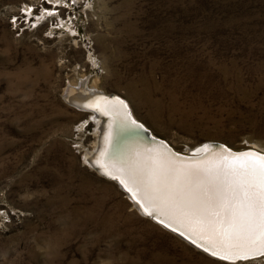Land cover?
I'll return each instance as SVG.
<instances>
[{"label":"rangeland","instance_id":"rangeland-1","mask_svg":"<svg viewBox=\"0 0 264 264\" xmlns=\"http://www.w3.org/2000/svg\"><path fill=\"white\" fill-rule=\"evenodd\" d=\"M83 79L179 152L264 149V0H0V264H264L196 250L89 168Z\"/></svg>","mask_w":264,"mask_h":264},{"label":"snow or ice","instance_id":"snow-or-ice-1","mask_svg":"<svg viewBox=\"0 0 264 264\" xmlns=\"http://www.w3.org/2000/svg\"><path fill=\"white\" fill-rule=\"evenodd\" d=\"M85 107L108 115L127 105L100 97ZM126 175L121 183L146 215L162 208L161 215L187 221L188 231L218 250L220 259L264 254V154L228 153L224 158L186 167L153 158L150 167L134 161ZM216 250L212 255L218 254Z\"/></svg>","mask_w":264,"mask_h":264},{"label":"water","instance_id":"water-1","mask_svg":"<svg viewBox=\"0 0 264 264\" xmlns=\"http://www.w3.org/2000/svg\"><path fill=\"white\" fill-rule=\"evenodd\" d=\"M105 96L110 100L116 98L118 99V101H122L123 104L127 105L126 100L116 94H110V95L108 94ZM114 114L116 115L113 116ZM108 115L113 116L114 118L113 123H112V120L110 122L111 123L110 125L111 133H110V136L108 137L109 143L106 148H105V144H103V147H102L103 151L101 152L102 157H101L100 163L93 162L92 166H94L93 168L99 172L101 177L116 183L117 186L120 188V190H122L125 193V195H128V194L130 195L131 191L126 189L125 185L121 183V180L127 178L126 169H129V167H125L123 168V170H119L115 168L117 166L113 167L111 163L110 164L108 162L104 163L105 160L107 159V155L109 156V154H112L116 151L117 145L112 147L113 144L115 143H120L123 141V143L125 142L127 144L128 142H131L133 140L142 139V141H144L145 144L147 145L146 147H147V150L150 151V154L152 153L151 149L156 147L157 150H159V152H161L162 154L167 155L169 158L173 160L184 162V164L188 162H195L196 160L200 161L203 158H205L209 153L216 152V151L220 153H226V154L228 153L238 154V153L247 152V151L264 154V152H261L258 149H253V148L252 149L247 148V149H241V150L238 149L239 151H236L230 148L229 146H227L226 144L219 142V141H204L200 143L199 145L195 146L192 150L188 151V153L179 152L176 149H174L165 139L157 137L156 135H152L150 129L144 126L143 123H141L140 121L135 120L133 115L130 113V108L128 107V105L126 108L119 109L118 111L110 112ZM108 115L105 116L107 119L109 118ZM132 121H135V125L132 123ZM116 126L122 129V130H117L120 133V135L116 137L117 139L114 138L113 136V130ZM205 148H207L208 151H199V152L197 151V150H203ZM158 155L159 154L152 156L151 159L157 158ZM114 159L116 160L117 158L114 157ZM141 163L144 164L145 160L141 161ZM108 166H110V168H108ZM105 173H109V174H105ZM113 177H117V178H113ZM138 205L140 206V204ZM148 210L151 211L152 209L149 208ZM161 210L162 208H157V210L153 213V215L150 216V215H146L145 209L141 207L142 213L140 212V214L144 216L145 218H148L155 224L159 225L166 231L186 241L188 244L196 248V250H199L207 254L208 256H211L215 259L222 260V261L229 262V263L251 261V260H256V259H260L264 257V254H249L247 259H231V260L220 259V253L218 250L213 249L209 244H207L205 241L200 239L198 235H194L192 232L188 231V229H186L178 220L170 219L169 214L161 215L160 214ZM163 210L167 213L166 209H163ZM165 224H167L168 227H165ZM173 228H175L176 231H173L172 230ZM181 232H184L183 236L180 234ZM193 241H195V243H193ZM206 247L209 249L208 251L204 250ZM214 250L218 252L217 255H212V252Z\"/></svg>","mask_w":264,"mask_h":264},{"label":"bare ground","instance_id":"bare-ground-1","mask_svg":"<svg viewBox=\"0 0 264 264\" xmlns=\"http://www.w3.org/2000/svg\"><path fill=\"white\" fill-rule=\"evenodd\" d=\"M71 86H73V87L69 86L66 89V92H65L66 101L68 103H70L71 105L77 107L82 112L89 113L90 114L89 116H91L90 119L93 120L98 126V138H97L98 140H97L96 148L93 152H91V154H85V159H86V162H87L89 168L96 171L98 173V175H100L99 172L93 168L94 166H92V164H93V162H99L100 163V160L102 157L101 152L103 151L102 150L103 144H105V148H106L108 146V143H109L108 137L110 136V133H111V126H110L111 123L110 122L112 120V123H113V121H114L113 116H115L116 114H114L113 116L108 115L109 118L107 119L105 117L107 115H103L100 112L93 110V108L85 107V105L94 104L100 97L108 99L105 96L108 94L104 93L103 91L96 89L94 84L89 86L86 84V80L83 79V80H79L75 85L72 84ZM130 92H132L133 95H135V93H136L134 90H130ZM141 92H137V93L143 100V99H145V97H147V95L149 93L140 94ZM138 95H135V96H138ZM108 100H110V99H108ZM111 100H118V99L115 98V99H111ZM126 102H127L128 107L130 108V113L133 115L132 109H131L127 100H126ZM133 117L135 120L139 121L134 115H133ZM107 120H108V122H107ZM117 130H122V129L120 127H117V126L114 128V130H113L114 138H116L120 135V133ZM152 135H154V134L152 133ZM127 144H129V145H127ZM127 144L125 142L123 143V141L120 143L113 144L112 147L117 145L116 151L112 154H109V156L107 155V159L105 160L104 163H106V162H108L109 164L111 163V165L113 167L117 166L115 168H117L119 170H123V168H125V167H130L134 161H140L141 162V161L145 160L144 164H148L150 167L152 156L159 154L157 156V158L170 162V164L174 167H186V166H191V165H194V164L200 163V162L213 161L216 159H221V158H224L225 156H227L226 153H220V152L216 151V152L209 153L205 158H203L200 161L196 160L195 162H188V163L184 164V162H181L178 160H173V159L169 158L167 155L162 154L161 152H159V150H157L156 147L151 149L152 153L150 154V151L147 150V147H146L147 145L145 144L144 141H142V139H136V140H133L131 142H128ZM248 148L252 149L253 147H248ZM244 149H247V148H244ZM253 149H258L259 151L264 152V149H262V148L257 147V148H253ZM236 151H239V150H236ZM186 153H188V151ZM114 157H116L117 159L115 160ZM110 158H111V160H110ZM108 168H110V166H108ZM126 170H128V169H126ZM130 193L131 194L130 195L128 194L127 196L132 201L134 207H136L137 210L139 212H141V207L136 203V201L132 197L133 193L132 192H130ZM166 211H167V209H166ZM179 222L186 229H188L189 225H188L187 221L180 220ZM203 241H205V240H203Z\"/></svg>","mask_w":264,"mask_h":264}]
</instances>
